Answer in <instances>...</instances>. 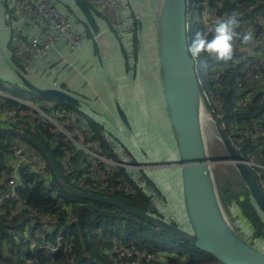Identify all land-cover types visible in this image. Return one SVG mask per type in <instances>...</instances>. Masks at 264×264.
<instances>
[{
  "label": "trees",
  "instance_id": "obj_1",
  "mask_svg": "<svg viewBox=\"0 0 264 264\" xmlns=\"http://www.w3.org/2000/svg\"><path fill=\"white\" fill-rule=\"evenodd\" d=\"M208 3L211 6H218L217 0H208ZM230 8H235L233 3H229L228 0H223L220 10L223 11ZM241 9L244 11V15L249 14L250 9L251 11L255 9V11H260L264 14V0H246V3L241 6ZM92 11L99 20L101 16H98V13L94 10ZM187 11L192 19L194 10L190 11L187 6ZM190 20L187 21L189 43L196 30L206 31L203 30L201 24H195ZM241 23L242 20H240ZM136 30L137 21L134 19V36L136 35ZM85 32L87 35L90 34L86 28ZM237 32L239 33V30ZM234 47V56L240 53L241 55H246L245 49L240 48L237 40L235 41ZM253 49L257 48L253 47ZM122 54L126 60L127 52L124 48L122 49ZM192 60L200 82L199 88L205 98L206 106L214 116L222 120V128L233 146L237 149L239 155L241 157H248L257 154L258 160L264 163V150L258 147V142H261L264 136L262 135L264 133L259 131V128L264 126V101H261L259 95H254L245 104L239 102L236 81L242 80V68L232 65L225 67L224 73L218 78V84L212 77L214 69L211 68L226 65L224 62L216 61L206 54H202L198 59L192 58ZM130 68L132 69L131 65ZM134 71L135 68L132 69V74ZM242 81L244 83L247 82L245 80ZM0 87L3 91L7 90L3 88V81L1 80ZM10 92L16 98L21 99L31 98L36 100V97L33 96H41L44 98L45 96L52 97L47 94L37 95L24 88H16L13 86ZM3 99L6 101L5 105L9 108H27L26 105L14 98L4 97ZM60 102L64 103L63 105L67 109L77 112L80 111L81 113L82 108L86 106L83 104L84 101L81 107L63 101ZM88 118L95 132L98 129H105L106 125L93 120L91 117ZM164 121L169 127L167 117L165 116ZM244 130L257 132L259 135L255 139L244 137L240 134ZM25 132L35 138L37 137L36 139L48 149L68 184L71 185L69 179L72 174L76 177H81L83 180L88 179L82 170H77L80 167L79 158L70 156L63 161L64 153H61L58 148L52 147L50 142L44 139L43 136L49 134L47 131L40 129L38 131L39 135H36V132L28 130H25ZM169 133L171 134V132ZM14 137L12 134L0 131V155L5 150L7 141ZM96 137H98L97 139H99L103 149L107 150L98 134H96ZM171 139H173L172 135ZM255 141H257L256 144ZM32 148L35 151L38 150L34 146ZM40 155L45 160L41 152ZM45 163V170L51 176L49 184L43 179L35 177V175H25L24 186L17 191L20 199H23V204L12 215L11 212L7 213L10 216L6 214L1 215L0 237L6 240L7 251L6 254H2L0 251V264H130V260L126 258H116V252L114 251L116 247H119V249H133L137 253H153L157 256L156 264H223L212 255L195 248L189 242L161 228H157L149 222L127 213L118 207L76 196L65 191L57 183L52 169L46 160ZM70 168L73 169L67 171ZM141 173H144L150 179L149 169L144 168ZM118 174L120 178L123 177L121 171ZM149 179H147L148 182L151 180ZM215 180L224 209L229 211L232 218L237 215V217L240 216L244 219L245 223L249 225L250 239L255 240V242H252L258 246L256 240L264 239V218L250 199L241 179L233 167L226 163L224 169L215 171ZM154 186L159 189L156 185ZM73 187L81 189L77 184L73 185ZM82 190L85 191L84 189ZM88 191L90 193L112 197L139 210L162 217L179 226L172 218H170L172 220L167 219L162 213L152 211L149 205L153 198H155L154 193L143 194L137 189L135 194H129L121 189L117 190L115 188L107 189V191L87 190L86 192ZM11 200L12 203L17 201L13 198ZM9 227L15 230L20 229L22 236H27L24 244L29 241L30 237L33 239L36 238V248L29 249L24 247V251H19V248L13 244L11 245V237L6 232V229ZM58 235L61 236V240L57 241L59 245L54 244ZM43 238L49 239L53 243L52 245H55L56 249L38 248V243L42 242Z\"/></svg>",
  "mask_w": 264,
  "mask_h": 264
},
{
  "label": "built area",
  "instance_id": "obj_2",
  "mask_svg": "<svg viewBox=\"0 0 264 264\" xmlns=\"http://www.w3.org/2000/svg\"><path fill=\"white\" fill-rule=\"evenodd\" d=\"M85 1L92 10L105 19L109 28L114 30L122 44L129 48L135 19L130 1ZM245 1L228 0L229 3H233L235 8L222 11L220 10L222 2L219 0H217L218 6H211L208 0H197V8L192 18L195 24L199 23L203 30H207L217 19L235 13L239 20H242L237 29L239 34L252 32L253 41L248 44H243L240 39H237V44L240 48L245 49L246 55L240 53L235 55L230 63L211 68L214 69L212 77L218 84V78L224 73L225 67L232 65L242 68L241 78L247 82L236 81L237 97L241 104H245L254 95H259L261 101H264V14L250 9V13L244 15V11L240 7ZM188 3L189 0H187V6ZM12 4L15 16L12 20L10 43L21 69L25 73L36 71L40 66H43L45 64L43 58L61 43H65L71 51H79L86 46V33L77 29L76 17L62 8L57 0H13ZM253 47L257 49H253ZM3 88L7 90L3 92L0 87V124L31 132L44 129L49 133L43 136L44 139L48 140L52 147H56L61 153H64L63 161L70 156L79 158L80 167L77 170H82L88 179L83 180L72 174L69 179L71 185L77 184L81 187L80 190L84 189L85 191H107V189L115 188L135 194L139 189L143 194H153L151 183L141 173L142 167L137 166L139 162L135 161L128 147L119 142L118 136L106 127L95 132L88 117L101 124L104 123L103 120H97L89 113L88 116H84L80 111L69 110L56 100L16 98L11 94V88L8 89V85L3 84ZM4 97L14 98L26 105L27 108H9L5 105ZM259 131L264 133V126L259 128ZM96 134L103 140L107 150L103 149ZM240 134L253 139L259 135V133L250 130H244ZM256 143L257 141H255ZM258 147L264 150V136L261 142H258ZM243 158L264 192V163L258 160L257 154ZM45 165V160L41 157L40 152L35 151L23 139L15 136L7 141L5 150L0 155V219L4 214L2 206L4 200H11V198L17 200L15 208H19L21 199L17 191L24 186L25 175H35L49 184L51 176L45 170ZM120 171L123 175L121 178L118 174ZM53 195L55 196L54 192ZM154 200L158 202L157 198ZM6 232L11 237V245L21 249H25L24 247L36 248V243L31 242L33 240L31 237L24 244L27 236H22L20 229L15 230L9 227ZM60 240L61 236H58L54 244ZM52 244L49 239H44L40 246L44 249H56ZM6 245V240L0 237L2 254H6ZM116 249V258H126L130 260V264H156L157 256L153 253H137L133 249H119V247Z\"/></svg>",
  "mask_w": 264,
  "mask_h": 264
},
{
  "label": "water",
  "instance_id": "obj_3",
  "mask_svg": "<svg viewBox=\"0 0 264 264\" xmlns=\"http://www.w3.org/2000/svg\"><path fill=\"white\" fill-rule=\"evenodd\" d=\"M69 2L87 24L91 33L98 36L101 32L98 19L86 1L69 0ZM156 8L153 34L158 69L157 88L178 157L177 160L166 161L159 165H174L180 169V201L183 215L188 222L187 227L175 225L162 217L139 210L112 197L74 188L67 183L48 149L35 137L9 125H0V131L19 137L37 148L50 165L57 183L65 191L118 207L189 242L223 264H264V250L254 245L241 230L234 227L235 224L232 225L228 221L219 197L212 166L216 160H224L233 167L246 187L250 199L264 218L263 190L225 134L219 119L207 108L205 98L200 91V82L193 60L186 51V44L189 43L187 0H158ZM137 27L139 30L143 28L141 20H137ZM16 76L19 84L27 91L37 95L55 96L77 107L82 105L78 98L64 89L37 86L18 70ZM114 106L122 125L131 131L127 113L118 99H114ZM204 117L211 121L210 130L222 144L224 156L214 157L209 154ZM150 165L144 164V167Z\"/></svg>",
  "mask_w": 264,
  "mask_h": 264
},
{
  "label": "crops",
  "instance_id": "obj_4",
  "mask_svg": "<svg viewBox=\"0 0 264 264\" xmlns=\"http://www.w3.org/2000/svg\"><path fill=\"white\" fill-rule=\"evenodd\" d=\"M13 0H0V80L3 84L8 85V89L13 87L23 88L19 84V79L16 76V71L22 72L33 84L40 87H59L64 89L83 104H88L92 108L85 106L82 108V113L91 112L95 114V119L103 120V124L109 127V130L116 135L120 131L124 137L128 134L124 132V126L120 122L114 106V99H118L122 104L123 98L119 93L114 91L117 78L127 80L133 78L132 69L130 72L126 70L125 59L123 58L120 40L116 33H113L109 28L105 19L101 16L98 22L100 25V34L94 36L82 17L72 7L68 0H57L62 8L72 13L78 23L77 29L85 32V28L89 30V35L86 34V46L79 51H71L65 43H61L57 48H53L44 58L45 64L40 66L36 71L25 73L21 69V65L15 56L14 49L10 43V31L13 26L12 20L15 16V11L12 8ZM69 2L68 7L65 2ZM131 3L132 13L134 18L136 14L141 12V9L135 0H129ZM145 1V0H144ZM158 0H147L144 4L147 17L145 18L144 28L146 33L151 38L149 47L152 49V56L148 55L147 63L143 64L145 58L143 51L139 50L138 62L135 68V80L143 87V96H148L149 91L154 98V94L158 93V69L156 57V43L154 39V19ZM141 6V4H140ZM152 18V19H151ZM137 35L139 29L137 27ZM86 33V32H85ZM108 33V34H106ZM116 57V60L112 59ZM142 65H145L141 68ZM145 70V71H143ZM51 73H49V72ZM106 72V74H105ZM119 73V76L116 73ZM100 77H104V85L100 83ZM144 81V85L143 82ZM140 90H136V94H140ZM147 92L146 94L144 93ZM4 92V91H3ZM159 95V93H158ZM121 98V99H120ZM159 99L160 95H159ZM145 100V99H144ZM161 102V100H160ZM82 104V105H83ZM92 110V111H90ZM102 110L107 114L106 118H102L98 113ZM93 114H91L93 116ZM102 122V121H101ZM105 126V127H106ZM106 127V128H108ZM120 137V135H118ZM177 154V153H176ZM178 158V157H177ZM179 177L180 176V169Z\"/></svg>",
  "mask_w": 264,
  "mask_h": 264
},
{
  "label": "rangeland",
  "instance_id": "obj_5",
  "mask_svg": "<svg viewBox=\"0 0 264 264\" xmlns=\"http://www.w3.org/2000/svg\"><path fill=\"white\" fill-rule=\"evenodd\" d=\"M68 1H66L65 4L68 7H70L69 6L70 4ZM135 1L137 5L140 8H142L141 12L137 13L136 16L138 20L142 21V26L144 28V23H145L144 17H147V14H148L146 12V9L144 8V4L147 3V0L145 1L135 0ZM219 1L222 2L223 0H219ZM188 8L190 11L194 10V13H195V10L197 8V0H189ZM98 16H100L99 13H98ZM187 16H188L187 21H189L191 18L189 15ZM190 21L192 22L193 20L191 19ZM111 31L114 33L113 29H111ZM119 43H120L119 45L121 49L124 48L125 51L127 52V59L125 60V64H126V69L128 72H130V69H131L130 65L132 66V69L137 68L136 63L138 62L139 50L143 51V54L145 56V58H143V64L147 63L148 55L152 56V49L151 47H149V44L151 43V38L146 33V30H143V31L140 30L139 35H137V31H136V35L135 36L132 35L131 44L129 48L123 45L121 41ZM112 59L116 60V57H113ZM143 66L145 65H142L141 68ZM116 75L119 76V73L117 72ZM134 76H135V73H133L132 79L127 78V80H121L120 78H117V82L115 85L114 91L116 93H119V96L123 98V102L120 105L127 113V116L129 118V122L131 125V131H129L127 128L124 129V132L128 134L127 137H124V135L122 134V131L121 132L119 131L117 133L118 135H120V137L118 135L117 136L120 142L123 143V145H126L128 149L132 152V155L135 161L139 162L137 166H141L142 169H144L145 168L144 164L152 165V166L151 165L146 166L145 168V169L150 170V175H151L150 179L152 181L143 173L145 177L150 180V183L154 190L153 193L155 195V198L158 199V202L154 200L155 198H153V200L151 201L149 206L152 209V211L160 212L167 219L172 218L174 221H176L179 224V226L181 225L182 227H187L188 222L187 220H185V217L183 215L184 211H183V207L180 201L181 182H180L178 167L174 165H163V166L159 165V163H163L166 161L177 160V154H176L177 149H175V144H174L175 141L171 139V134L169 133L171 129L168 127L167 123L164 121V116L166 117L164 105L162 104L161 106L158 93L154 94L155 101L150 91L148 93V96H143L142 90H140L142 83L140 82L139 84L135 80ZM98 77L100 78L99 80L100 83H97V84L99 85L103 82L102 84L104 85L105 83L104 77H100L99 75L97 76V78ZM142 82L144 85V81ZM137 89L140 90L139 95L136 94ZM144 93L146 94L147 92L144 91ZM33 97H36L38 99L44 98L41 96H38V97L33 96ZM45 98L55 99L57 102L62 103L60 102L61 100H59L58 98H55L54 96L52 97L45 96ZM86 105L87 107L92 108L90 105L88 104ZM88 113L83 112L82 114L84 116H88ZM91 114L93 113L91 112ZM98 115L102 118L107 117V114L103 110L102 112L98 113ZM93 117L95 118V114H93ZM215 117L219 119V117L217 116ZM219 121L222 126L223 125L222 120L219 119ZM208 127L210 130L211 125H209ZM212 129H214L213 126H212ZM36 135H39L38 131L36 132ZM207 137H208L207 145H208L209 154L214 157L224 156L225 155L224 148L222 144L220 143V141L218 140V138L214 136L211 130L208 131ZM225 164H226V161L224 160H216V162H214L212 166L213 173L216 170L218 171V169L220 170L224 169ZM153 184L159 187V189L156 188ZM8 200H4L2 202L3 204L2 206L4 207L3 213L10 216L9 214H7L8 212H11V215H12L18 209L15 208V203L14 202L12 203L11 202L12 200L11 201L10 199ZM22 204H23V199H21L20 205ZM224 211L227 215L228 221L232 225L235 224L234 227L237 228L239 231L241 230L246 235V237L250 239V231L248 228L249 225L245 223L244 219L240 216L237 217V215H235L232 218L228 210L224 209ZM43 241L44 239L42 240V242ZM251 241L255 242V240H251ZM256 241H257L259 248L264 250V239L256 240ZM31 242L36 243V238L31 240ZM42 242L38 243L39 244L37 246L38 248H42L40 246ZM253 244L256 245V243H253ZM19 249L23 251L25 250L21 248ZM114 251L116 252L117 249H115Z\"/></svg>",
  "mask_w": 264,
  "mask_h": 264
},
{
  "label": "clouds",
  "instance_id": "obj_6",
  "mask_svg": "<svg viewBox=\"0 0 264 264\" xmlns=\"http://www.w3.org/2000/svg\"><path fill=\"white\" fill-rule=\"evenodd\" d=\"M240 27L238 15L228 14L219 18L206 31H197L186 44V51L192 58H199L202 54L222 61L227 64L233 59L235 53V41L240 39L241 43L248 44L253 41L251 31L240 35L237 29Z\"/></svg>",
  "mask_w": 264,
  "mask_h": 264
},
{
  "label": "bare ground",
  "instance_id": "obj_7",
  "mask_svg": "<svg viewBox=\"0 0 264 264\" xmlns=\"http://www.w3.org/2000/svg\"><path fill=\"white\" fill-rule=\"evenodd\" d=\"M203 115H205V112L203 113ZM209 122H211V121L204 117V121H203V123H204V128L206 129V132H207V133H208V131H210V130H209V127H208V126H209V124H208ZM59 194H60V193H59Z\"/></svg>",
  "mask_w": 264,
  "mask_h": 264
}]
</instances>
